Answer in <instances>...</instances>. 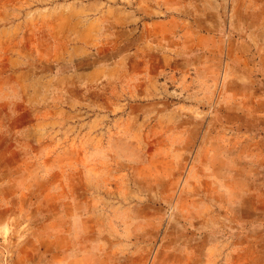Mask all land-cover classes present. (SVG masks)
<instances>
[{"label":"rangeland","instance_id":"374dc122","mask_svg":"<svg viewBox=\"0 0 264 264\" xmlns=\"http://www.w3.org/2000/svg\"><path fill=\"white\" fill-rule=\"evenodd\" d=\"M92 1L0 0V264H264V0H192L166 70L71 62Z\"/></svg>","mask_w":264,"mask_h":264},{"label":"crops","instance_id":"0c3cea01","mask_svg":"<svg viewBox=\"0 0 264 264\" xmlns=\"http://www.w3.org/2000/svg\"><path fill=\"white\" fill-rule=\"evenodd\" d=\"M117 1L118 3L112 7L113 13H109L110 9L104 0H94L80 8L81 15H91L90 23L95 28L94 33L100 29L98 31L100 34L98 38L96 33V36L87 42L66 47L65 56L71 62L75 58L87 57L92 48L100 55L103 50L113 46L120 50L119 63L125 62L128 58L129 62L134 64H160L163 70L176 69L177 65L183 63L191 64L195 50L194 41L199 40L200 31L190 21V24L186 25L185 22L188 20L182 18V14L193 13L192 0ZM123 1L126 3H122ZM85 23L83 19L77 22L74 28L77 30L76 39L83 40L84 29L81 26ZM101 73V69L94 68L90 72L84 71L82 78L88 79L93 75L94 78H98ZM151 79L149 74L144 75L143 80L150 82ZM143 87L150 88L151 84H143ZM61 249L57 248L54 254L48 252L47 255L51 254L56 260L55 255L60 254ZM87 256L85 258H88ZM79 257L72 255V262L81 260Z\"/></svg>","mask_w":264,"mask_h":264}]
</instances>
